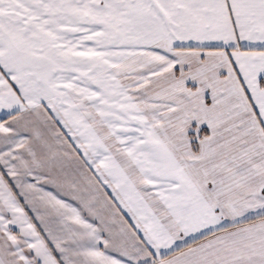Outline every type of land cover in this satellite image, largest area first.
Returning a JSON list of instances; mask_svg holds the SVG:
<instances>
[{"label": "snow or ice", "instance_id": "6c2138e0", "mask_svg": "<svg viewBox=\"0 0 264 264\" xmlns=\"http://www.w3.org/2000/svg\"><path fill=\"white\" fill-rule=\"evenodd\" d=\"M0 264H264V0H0Z\"/></svg>", "mask_w": 264, "mask_h": 264}]
</instances>
